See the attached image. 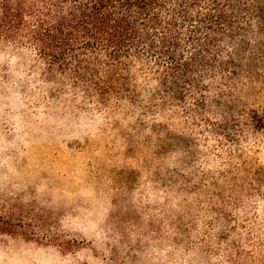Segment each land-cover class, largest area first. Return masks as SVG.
Segmentation results:
<instances>
[{"label": "rangeland", "instance_id": "1", "mask_svg": "<svg viewBox=\"0 0 264 264\" xmlns=\"http://www.w3.org/2000/svg\"><path fill=\"white\" fill-rule=\"evenodd\" d=\"M44 74L0 42V264H264V95L148 112L146 71L101 109Z\"/></svg>", "mask_w": 264, "mask_h": 264}, {"label": "trees", "instance_id": "2", "mask_svg": "<svg viewBox=\"0 0 264 264\" xmlns=\"http://www.w3.org/2000/svg\"><path fill=\"white\" fill-rule=\"evenodd\" d=\"M0 42L29 47L47 80L101 109L137 101L146 71L148 112L218 81L222 99L264 95V0H0Z\"/></svg>", "mask_w": 264, "mask_h": 264}]
</instances>
